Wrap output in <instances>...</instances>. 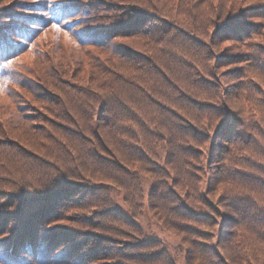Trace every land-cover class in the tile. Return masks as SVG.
<instances>
[{"label":"trees","instance_id":"obj_1","mask_svg":"<svg viewBox=\"0 0 264 264\" xmlns=\"http://www.w3.org/2000/svg\"><path fill=\"white\" fill-rule=\"evenodd\" d=\"M140 1L79 32L113 1L0 0V85L26 100L0 124V264H174L108 196L139 200L140 173L186 264H264V2L261 27L243 4L205 28L197 0ZM40 27L77 46L33 45Z\"/></svg>","mask_w":264,"mask_h":264},{"label":"rangeland","instance_id":"obj_2","mask_svg":"<svg viewBox=\"0 0 264 264\" xmlns=\"http://www.w3.org/2000/svg\"><path fill=\"white\" fill-rule=\"evenodd\" d=\"M10 0H1V4H5ZM13 2H16L18 0H12ZM33 1H41L44 2L45 0H28V2H33ZM79 1V0H77ZM109 1V0H108ZM113 3L112 4H108L107 8H103L102 11L100 12V16H103V19L101 20H97L95 19V14H98V12L94 11L95 13H85L86 17H80L78 15L77 18V22L75 23L77 25V28L79 32H81V30H86V29H91L92 27H97V28H101L103 27V25H106L104 21H108V20H112L114 14H117L118 8L119 7H123L125 5H130V3H132V5H139V6H143L141 4L140 0H112ZM123 2V3H119V2ZM197 5H196V9L197 11L201 12L200 15L202 16V19L204 21L208 20V22H206V27L205 28H210V26H212L209 21L211 20H215L214 16L215 14L217 15V23L216 27L218 28V26H221L225 23V21L229 20L227 18L232 17L231 21H233L232 23H235L236 21H240V19L243 17H246V15L248 14H244L245 12L243 10H241L242 5L243 4H247L249 5V18H243L244 20L247 21V19L253 21L255 25V28H257V26L260 24V27L262 25V23H260L258 20H260V17L254 16L253 12L250 11V9L252 7H255L254 3H257L255 5H257L256 7H259L258 3H263L264 0H197ZM101 2V1H100ZM105 2V1H104ZM129 3V4H126ZM0 4V5H1ZM252 7H251V6ZM8 9H16V5H14L13 3H9L7 4ZM111 7V9H110ZM113 7V8H112ZM253 14V15H252ZM94 16V17H92ZM173 18H176V20H183V17L180 16L178 13L176 14L175 11L172 12ZM98 17V18H99ZM226 18V20H223L224 18ZM264 17V16H263ZM91 18V19H90ZM221 18V19H220ZM264 20V18H263ZM259 22V23H258ZM248 23V22H246ZM212 28V27H211ZM54 32L52 29H45L43 27L38 28L37 30L34 31V39L35 42H33V45L37 42H41L42 44L40 46H38L39 48H42L44 45L47 44H55V42L61 43V42H65V44H67V47H76L77 45L75 44L74 39L69 37H63V34L61 35V39L56 40V37L53 36ZM262 36L258 37L255 33H253L252 36H249V38H251L252 40L255 39L258 42H261L264 40V28L262 27V29L260 28V31ZM55 35V34H54ZM32 36V37H33ZM32 37H30L31 39L29 40L30 42H27L26 44H24V46L22 47V52L20 53V58H16L14 61L15 67L20 70L24 64V62H26V60L28 61V64L31 63L30 59L34 57V54L32 53L31 47L28 48V46L32 43ZM237 37H234V40H232L231 38L229 39L228 36L223 35V37L220 40L219 46H218V50L222 47H231L233 45H230L233 42L234 45L238 46V49L241 50V41H238V39H236ZM230 45V46H227ZM231 50L234 51V49L231 48ZM212 54L213 51H210ZM233 65H236L235 62H231ZM230 64L226 63L225 65H221V68H225V67H229ZM7 86V87H6ZM10 92H8L9 90ZM26 100L24 98V96H22L19 88L12 83H6L4 85H0V106H5L4 108L8 109L7 110H2L0 108V124L4 123L6 120H3V116L2 114H7L12 113L13 111H15V106H17L18 103H25ZM5 116V115H4ZM2 121V122H1ZM163 152L160 149L159 150V156H162ZM148 175L146 173L141 174L139 176V183H140V187L142 188V194L143 196L138 200L137 198H135V202H133V200H129V195H127L125 193V190H123L122 188L119 187H115V188H111L108 196L110 198L111 204L118 207L119 210L124 213L125 215H127L128 217L134 219V223L139 227L140 230V234L142 232V234L144 235V237L147 236H153L157 239H161L164 243V248L166 253L168 254L169 258L172 260V262H174V264H186V262L183 259V251L180 252L178 250H176V246L178 245V239L177 237L169 230H167L166 228H164L159 221H157V218L154 217L148 210L147 204H146V196H147V189L149 188V185L152 184L151 179L149 177H147ZM138 202V203H137ZM140 208H139V206ZM196 207V206H195ZM73 217L70 216L68 219H72ZM70 221V220H69ZM57 224L61 225V226H65L67 220H63L60 221V219L56 220Z\"/></svg>","mask_w":264,"mask_h":264},{"label":"snow or ice","instance_id":"obj_3","mask_svg":"<svg viewBox=\"0 0 264 264\" xmlns=\"http://www.w3.org/2000/svg\"><path fill=\"white\" fill-rule=\"evenodd\" d=\"M53 28H56L57 31H59V27L57 25H53Z\"/></svg>","mask_w":264,"mask_h":264}]
</instances>
